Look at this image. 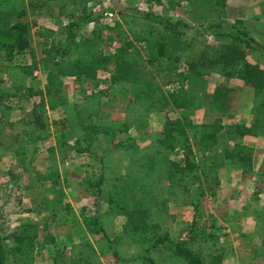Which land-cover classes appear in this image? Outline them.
<instances>
[{
	"label": "rangeland",
	"instance_id": "1",
	"mask_svg": "<svg viewBox=\"0 0 264 264\" xmlns=\"http://www.w3.org/2000/svg\"><path fill=\"white\" fill-rule=\"evenodd\" d=\"M28 1L0 0V8L10 4L26 6ZM261 1L226 0L225 21L233 24L235 19H243L249 33L264 43V13ZM101 3L104 8L125 10L124 16L128 18L132 17L133 13L152 10L171 19L182 17L188 20L191 10L186 1H181V6L173 10L167 9V5H149L144 0H102ZM57 13L56 5H45L40 12L27 14L29 18L36 19L37 23L30 28L31 50L17 54L10 60L11 63H29L32 57L38 59L41 56L43 41L37 31L39 26L58 29ZM133 17L135 19V16ZM137 20V25L140 26L142 21ZM107 21L113 23L112 19ZM93 23L90 22L88 28H91ZM191 33L195 35L193 52L207 49V53L212 54L214 48L224 42L214 36L202 35L198 26H194ZM117 44L116 41L112 44L105 43L104 50L111 52ZM2 55L0 51V58ZM245 59L264 69V57L259 52L247 51ZM1 75L2 78L5 77L4 74ZM204 78L209 87L224 82L237 87L233 98L215 112L231 129L237 123L250 125L256 135L251 134L252 138L250 135L240 137L230 130L220 137L214 149L222 154L226 149L225 139L230 135L248 143L261 135L263 138L258 142L259 147L249 163L241 164L232 158L223 159L217 172H210L208 182L188 184L173 190L165 178L168 160H179L182 154L160 150L151 156L150 135L159 134L164 123L178 117L181 111L170 106L145 109L131 104L125 105L127 94L116 86H111L108 78L104 76H100L94 83L74 82L76 80L73 78L65 77L59 100H56L54 106L50 102L47 103L45 116L48 128L47 132H44L46 136L44 139H35L37 146L32 147V160L29 161L27 156L24 161V164L31 166L30 177L27 178L22 172L23 167L16 157L8 152L4 155L6 151L0 152V183H11L10 191L6 189L7 195L4 197L1 196L0 188V222L3 231L8 232L18 226L19 218L22 217L19 212V208H22L20 205H33L30 198L24 195L28 186L35 182L39 184L42 193L41 196L37 195L35 201L41 205H45L46 199H52L54 190L51 183L37 181V176L53 165L59 171L58 187L64 190L62 199L70 203L73 214L69 216L73 220L55 229L53 223L49 222L52 210H47L38 217L40 224L46 223L50 231L55 233L58 244L36 257L34 264H52L51 255H69L72 248L75 249V258L69 259L70 264H117L118 257L123 258L119 264H141L142 261L137 256L146 241L143 229H137L135 226V223L140 221L141 214L146 222L158 223L155 233L167 232L171 239L193 236L194 240L190 243L192 248L209 264H264V176L263 180L260 176V173H264V106L259 104L255 89L250 84L218 67L206 68ZM45 82L46 74L42 67L36 69L33 75L24 81L26 85L34 88H44ZM8 85L9 83L1 82L0 89L6 90ZM37 99L32 97L30 101ZM15 101L13 96L12 104L3 116V119L12 125L3 124L0 133L9 128L15 135L25 126L18 120L30 110V104H15ZM186 113L197 122L202 121L204 117L201 110ZM87 118L97 124V127L105 128L111 126L112 121L116 127L127 122L128 133L138 146L141 144L137 140L139 135L147 134L143 137L147 138L144 140L146 146L140 149L139 153L116 148L107 134L99 132L92 141L93 155L76 154L72 148L61 144L60 133L64 132L67 143L72 145L79 134L77 129H70L71 120L77 122ZM2 135L3 133L0 134L1 144H10V138L6 139ZM124 136L125 133L117 134L116 139ZM50 147L52 151L49 150ZM146 151L149 154H146ZM8 169L12 170V173L8 172ZM101 175V193L94 196L86 188L89 184H96ZM213 176L217 180H212ZM257 183L260 192L255 196ZM193 205L199 206L198 211L202 213V218L196 219ZM53 211H56L57 217L66 212L63 207ZM82 213L97 214L106 236L114 239L116 243L111 246L101 233L86 232L81 219ZM32 216L30 214L28 217ZM144 229L147 231L148 228ZM208 233L215 234V237L210 238ZM152 255L161 264H186L166 246H160ZM93 258L95 260L92 261ZM62 262L58 257L57 264ZM6 264H11L10 257Z\"/></svg>",
	"mask_w": 264,
	"mask_h": 264
},
{
	"label": "trees",
	"instance_id": "2",
	"mask_svg": "<svg viewBox=\"0 0 264 264\" xmlns=\"http://www.w3.org/2000/svg\"><path fill=\"white\" fill-rule=\"evenodd\" d=\"M181 1L190 5L188 20L182 17L171 19L152 10L133 13L135 19L133 16L128 18L124 16L125 10L104 8L100 0H29L26 6L10 4L0 8V51L3 53L0 58V83H9L6 90L0 89V131L3 124L12 125L3 116L12 104L13 96L16 98L15 104H30V110L18 120L25 126L15 135L10 132V145L5 146L14 152L25 170L31 173V166L24 164L28 153L27 144L31 141L30 145L34 147L37 143L35 139H44L46 136L47 103L54 106L56 100H59L65 77L94 83L100 76H104L111 86H116L127 94L125 105L145 109L170 106L181 111L178 117L164 123L159 134H153L149 145L151 156L160 150L181 152L179 160H168L165 178L173 190L188 184L208 182L210 172H217L223 159L232 158L241 164L250 162L256 149L241 142L240 138L227 136L226 149L222 154L214 149L220 137L230 130L240 137L255 132L250 125L237 123L231 129L223 122L215 110L225 106L233 98L237 87L226 82L209 87L204 72L206 68L218 67L227 74L235 75L255 89V97L264 106V69L245 59L247 51H257L264 57V43L249 33L243 19H235L233 24L225 21L226 0H144L149 5H167L169 10L181 6ZM261 4L264 13V0ZM45 5H56L58 29L39 26L37 34L43 41L41 56L38 59L32 57L29 63H11L10 60L17 54L31 50L30 28L37 23L36 19L29 18L27 14L40 12ZM106 12H112L113 16H106ZM102 19L106 20L101 21ZM108 19H112L113 23L110 24ZM137 19L142 21L140 26L137 25ZM90 22L94 23L88 28ZM194 26L200 27L202 35L214 36L224 42L214 48L212 54H208L207 49H204L205 52H193L195 35L191 33V29ZM114 41L118 44L107 53L104 44H112ZM39 67L46 74L44 88L26 85L25 79L32 76ZM1 74L5 77L2 78ZM32 97L38 99L31 102ZM196 110L204 112L200 122L186 113ZM110 124L107 128L97 127L92 121L85 126L82 120H71L70 129L79 126L83 129L79 127L81 131H78L79 135L72 145L67 143L64 132L60 133L61 144L78 152L86 150L94 154L91 143L102 132L108 135L116 148L137 153L143 149L128 133L127 122L119 127L113 121ZM2 133V136L6 135L4 132L0 134ZM120 133H125V136L116 139ZM81 140L85 142L84 146ZM1 143L0 141V149L5 145ZM49 150L52 151V147ZM260 176H264V173H260ZM58 178L56 166L51 165L45 172L38 174L37 181L51 183L54 194L52 199L45 200V207L62 205L66 212L60 216V222L66 223L73 220L69 216L73 211L70 203L62 199L64 190L58 187ZM101 180L102 175L96 184H89L87 191L94 196L100 195ZM212 180L217 179L213 176ZM257 185L258 183L254 189L255 196L260 192ZM34 187L39 193V184L35 182ZM193 206L196 219L202 218L199 206ZM51 215L56 216L55 213ZM143 218L141 214L140 221L135 223L137 229H143L146 241L137 256L141 259V264H161L152 255L160 246L171 249L186 264H209L192 248L190 243L194 240L193 236L171 239L167 232L155 233L158 223H149ZM81 219L84 228L90 233H101L111 246L116 243L106 236L97 214L82 213ZM145 227L148 228L147 231ZM208 236L214 238L215 234L208 233ZM262 243L264 245V231ZM57 244L46 223L41 230L37 222H23L18 229L4 232L0 222V264H6L9 257L11 264H34L36 257ZM74 250L70 249L69 255H51L52 264H57L58 257L63 260L62 264H70L69 259L75 258ZM117 259V264L123 260L119 257Z\"/></svg>",
	"mask_w": 264,
	"mask_h": 264
},
{
	"label": "crops",
	"instance_id": "3",
	"mask_svg": "<svg viewBox=\"0 0 264 264\" xmlns=\"http://www.w3.org/2000/svg\"><path fill=\"white\" fill-rule=\"evenodd\" d=\"M16 63H19V62H16ZM25 63V62H24ZM71 78H73L74 80H76V81H74V82H83V81H86V80H84V79H80V80H77V79H75L74 77H71ZM7 121V120H6ZM83 121V124H86L85 126H87V124L88 123H91L92 121L89 119V118H87V119H84V120H82ZM8 122V121H7ZM6 126H8V124H5ZM62 125V124H61ZM80 127V126H79ZM76 128V129H78V131H81V129H83V128ZM10 132L12 133V130L10 131V129L8 128V129H4V134H6V135H4L3 137L4 138H9V136H10ZM145 135H147V134H141V135H139V138L137 139L138 141H140L141 142V144L139 145V147L140 148H143L144 146H146V143H145V139H147V138H145V139H143V137L145 136ZM246 135H250V137L252 138L253 136L251 135V134H246ZM151 137L153 136V133L150 135ZM262 138L263 137H261V135L260 136H258V137H255V138H253L252 139V141H250L251 143H248V142H244V143H246V144H248V145H251V146H253L255 149H257L259 146H258V142H260L261 140H262ZM82 141V145L84 146L85 145V142L83 141V140H81ZM254 141V142H253ZM31 141H29L28 142V144H27V146H28V153H27V156H28V160L30 161V160H32L31 158H30V153L32 152V147H31V143H30ZM142 142H144V143H142ZM74 143V142H73ZM54 144V143H53ZM8 145H10V144H5V145H2V146H4V148L2 147L1 149H0V152H5V154L4 155H6L7 154V152L8 153H11L12 155H13V157H16L15 156V154H14V152L13 151H11L9 148H6V147H8ZM6 146V147H5ZM34 146H37V144H35ZM92 143H91V148H92ZM74 152L76 153V154H90V155H93V153H88L86 150H84L83 152H78V151H75L74 150ZM91 152V151H90ZM25 160H26V157H25ZM9 168V167H8ZM10 169V168H9ZM7 170L8 172H10V173H12V170ZM7 172V173H8ZM22 172L24 173V174H26V177L27 178H29L30 177V171L29 170H25L24 168L22 169ZM59 172V171H58ZM13 176V175H12ZM85 177H88V176H86V175H84ZM10 186H11V183H9V181H4L3 183H0V188H1V191H2V194H1V196L2 197H4V196H6L7 195V192H5L6 191V189H8V191H10ZM30 187V188H29ZM41 190H40V192L38 193V191L36 190V188L34 187V183L32 184V186H28L27 188H26V192H24V195H26V197L28 196L29 198H30V201L31 202H33V205H20V206H22V208L20 207L19 209V212H20V214H22V215H20V216H22V217H20L19 218V221H18V226L17 227H15L14 229H18L19 228V226H20V224L21 223H23V222H37L38 223V225H39V229L41 230V228H42V225L43 224H40V221L41 220H38V217H41V215H43L47 210L48 211H51L52 213H50V216H51V220L49 221L50 223H53L52 225H53V227L55 228V229H57V227L59 228L60 226H64L65 224H67V223H69V222H66V223H61L60 221V216H58L57 217V215L56 216H54V217H52V215L51 214H53V213H55L56 211H53V209L54 210H56L57 208H61V206L62 205H49L48 207H45V205H41V203H39V202H37V201H35L36 200V197H37V195H39V196H41ZM39 204V205H35V204ZM30 214H32L33 216L32 217H28ZM24 216V217H23ZM26 216V217H25ZM56 222V224H54ZM83 228H84V226H83ZM50 230V229H49ZM84 230L86 231V232H88V230H86L85 228H84ZM52 232V231H51ZM53 233V235H54V237H55V239H56V241H57V237L55 236V233L54 232H52ZM41 256V255H40Z\"/></svg>",
	"mask_w": 264,
	"mask_h": 264
},
{
	"label": "built area",
	"instance_id": "4",
	"mask_svg": "<svg viewBox=\"0 0 264 264\" xmlns=\"http://www.w3.org/2000/svg\"><path fill=\"white\" fill-rule=\"evenodd\" d=\"M100 1H102V0H100ZM97 7H98V4H97ZM105 15L106 16H109V17H112L113 16V13L112 12H106Z\"/></svg>",
	"mask_w": 264,
	"mask_h": 264
}]
</instances>
